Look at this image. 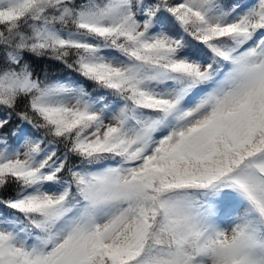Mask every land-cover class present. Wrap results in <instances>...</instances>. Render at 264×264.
<instances>
[{
    "label": "snow or ice",
    "instance_id": "1",
    "mask_svg": "<svg viewBox=\"0 0 264 264\" xmlns=\"http://www.w3.org/2000/svg\"><path fill=\"white\" fill-rule=\"evenodd\" d=\"M0 264H264V0H0Z\"/></svg>",
    "mask_w": 264,
    "mask_h": 264
}]
</instances>
